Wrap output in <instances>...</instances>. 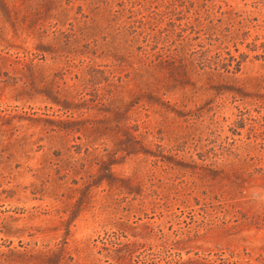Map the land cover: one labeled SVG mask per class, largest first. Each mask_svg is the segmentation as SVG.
<instances>
[{
  "label": "rangeland",
  "instance_id": "obj_1",
  "mask_svg": "<svg viewBox=\"0 0 264 264\" xmlns=\"http://www.w3.org/2000/svg\"><path fill=\"white\" fill-rule=\"evenodd\" d=\"M0 264H264V0H0Z\"/></svg>",
  "mask_w": 264,
  "mask_h": 264
}]
</instances>
